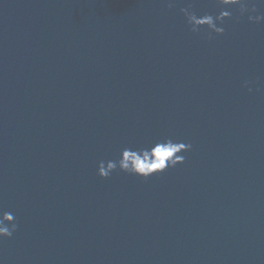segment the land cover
<instances>
[{
	"label": "water",
	"instance_id": "1",
	"mask_svg": "<svg viewBox=\"0 0 264 264\" xmlns=\"http://www.w3.org/2000/svg\"><path fill=\"white\" fill-rule=\"evenodd\" d=\"M215 0H0V264H264V23L212 40ZM264 11V10H262ZM235 16V13H233ZM173 136L183 164L96 175Z\"/></svg>",
	"mask_w": 264,
	"mask_h": 264
},
{
	"label": "clouds",
	"instance_id": "2",
	"mask_svg": "<svg viewBox=\"0 0 264 264\" xmlns=\"http://www.w3.org/2000/svg\"><path fill=\"white\" fill-rule=\"evenodd\" d=\"M177 0H166V7H174ZM219 10L215 13L198 15L191 3L179 8L188 31L201 36L205 40H212L225 33V21L259 25L264 23V0H215ZM235 13V16L233 15ZM260 84L264 82L245 79L242 87L248 92H259ZM192 144L173 136L148 141L138 147H122L115 158L101 159L96 163V175L107 179L114 172L147 179L161 174L168 169L183 164L186 153L190 152ZM18 222L14 212L0 206V242L11 239L17 231Z\"/></svg>",
	"mask_w": 264,
	"mask_h": 264
}]
</instances>
